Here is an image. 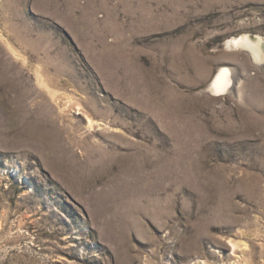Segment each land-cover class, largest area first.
I'll use <instances>...</instances> for the list:
<instances>
[{
	"label": "rangeland",
	"instance_id": "1",
	"mask_svg": "<svg viewBox=\"0 0 264 264\" xmlns=\"http://www.w3.org/2000/svg\"><path fill=\"white\" fill-rule=\"evenodd\" d=\"M245 35L264 0H0V264H264Z\"/></svg>",
	"mask_w": 264,
	"mask_h": 264
},
{
	"label": "bare ground",
	"instance_id": "2",
	"mask_svg": "<svg viewBox=\"0 0 264 264\" xmlns=\"http://www.w3.org/2000/svg\"><path fill=\"white\" fill-rule=\"evenodd\" d=\"M226 45L227 47L231 49H242L246 51L252 57V60L254 61V63L259 68L264 70V41L260 37L253 38L249 35H245V36L238 37L236 39L228 40ZM236 80H237L236 77H234L233 73L229 69L222 68L215 75L214 79L209 85V92L213 94L214 96L222 97V95H227L230 92L231 88L235 87ZM77 104H74V105H77ZM78 110L83 111L84 114L88 117L89 122L87 125L90 128V130L99 126V124L96 123L95 118H93L91 114H89L82 108H79ZM231 244L234 249L242 247L240 243L235 242L233 240L231 241Z\"/></svg>",
	"mask_w": 264,
	"mask_h": 264
}]
</instances>
